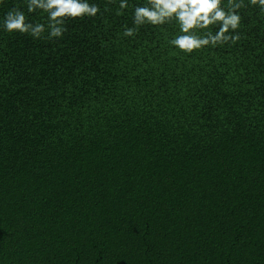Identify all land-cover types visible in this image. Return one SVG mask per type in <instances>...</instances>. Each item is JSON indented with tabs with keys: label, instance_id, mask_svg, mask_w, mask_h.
I'll return each instance as SVG.
<instances>
[{
	"label": "trees",
	"instance_id": "16d2710c",
	"mask_svg": "<svg viewBox=\"0 0 264 264\" xmlns=\"http://www.w3.org/2000/svg\"><path fill=\"white\" fill-rule=\"evenodd\" d=\"M88 2L36 38L0 0V264H264V12L187 53Z\"/></svg>",
	"mask_w": 264,
	"mask_h": 264
},
{
	"label": "clouds",
	"instance_id": "9594fccd",
	"mask_svg": "<svg viewBox=\"0 0 264 264\" xmlns=\"http://www.w3.org/2000/svg\"><path fill=\"white\" fill-rule=\"evenodd\" d=\"M253 6H259L264 12V0H249ZM244 0H146L145 4L137 5L133 11V23L139 27L144 24L153 26L175 22L178 25V34L170 43L177 49L191 53L208 45L215 46L228 40L239 39L226 35L238 29L241 22L239 10L245 7ZM129 7L128 0H119L121 10ZM27 14L16 6L4 14L2 28L9 33H29L39 38L45 32L43 23H35L30 15L37 10L46 14L49 21L50 37H60L66 30L65 20L96 16L100 9L88 0H26ZM122 14L117 12V15ZM219 25L215 34L211 27ZM204 34L201 35L200 33ZM135 30L129 28L126 36H132Z\"/></svg>",
	"mask_w": 264,
	"mask_h": 264
}]
</instances>
